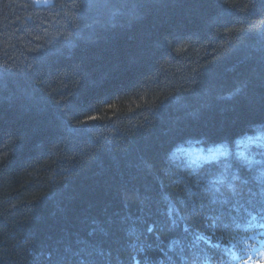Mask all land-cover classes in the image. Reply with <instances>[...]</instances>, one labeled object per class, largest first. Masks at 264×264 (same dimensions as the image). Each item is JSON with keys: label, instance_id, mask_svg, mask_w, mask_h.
I'll list each match as a JSON object with an SVG mask.
<instances>
[{"label": "trees", "instance_id": "16d2710c", "mask_svg": "<svg viewBox=\"0 0 264 264\" xmlns=\"http://www.w3.org/2000/svg\"><path fill=\"white\" fill-rule=\"evenodd\" d=\"M260 262L264 0H0V264Z\"/></svg>", "mask_w": 264, "mask_h": 264}, {"label": "rangeland", "instance_id": "374dc122", "mask_svg": "<svg viewBox=\"0 0 264 264\" xmlns=\"http://www.w3.org/2000/svg\"><path fill=\"white\" fill-rule=\"evenodd\" d=\"M42 2H49V0H41ZM185 152L193 157L194 159L196 160H205V159H212V158H215L217 153L216 151H212V152H209L205 149H201V148H196V147H193V148H189L187 150H185Z\"/></svg>", "mask_w": 264, "mask_h": 264}, {"label": "snow or ice", "instance_id": "6c2138e0", "mask_svg": "<svg viewBox=\"0 0 264 264\" xmlns=\"http://www.w3.org/2000/svg\"><path fill=\"white\" fill-rule=\"evenodd\" d=\"M260 264H264V262H260Z\"/></svg>", "mask_w": 264, "mask_h": 264}]
</instances>
